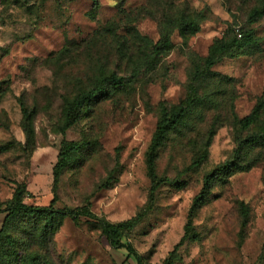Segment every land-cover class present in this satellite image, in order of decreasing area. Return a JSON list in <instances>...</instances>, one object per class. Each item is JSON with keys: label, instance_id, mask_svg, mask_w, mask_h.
I'll list each match as a JSON object with an SVG mask.
<instances>
[{"label": "rangeland", "instance_id": "374dc122", "mask_svg": "<svg viewBox=\"0 0 264 264\" xmlns=\"http://www.w3.org/2000/svg\"><path fill=\"white\" fill-rule=\"evenodd\" d=\"M258 1L0 0V207L19 186L27 204L138 215L121 241L142 264H264V12L247 18ZM186 18L196 31L176 29ZM243 32L253 41L223 54L219 44ZM110 73L121 83L61 130L66 101ZM190 92L193 106L157 148L162 181L149 200L156 121ZM68 141L79 147L53 184ZM233 158L242 169L213 176L191 207L205 176ZM0 264L135 262L82 217L15 213L0 229Z\"/></svg>", "mask_w": 264, "mask_h": 264}, {"label": "trees", "instance_id": "16d2710c", "mask_svg": "<svg viewBox=\"0 0 264 264\" xmlns=\"http://www.w3.org/2000/svg\"><path fill=\"white\" fill-rule=\"evenodd\" d=\"M263 12L264 0H259L256 6H253L249 9L247 18L249 20H252L255 17L261 15ZM175 26L176 29L182 33L194 32L198 28V23L194 20L186 18L177 21ZM252 41L253 38L250 36V34L248 32H243L242 34H239V37H232L228 45H223L220 43L219 48L223 50V54L231 55L233 54L234 50L239 48L242 44ZM214 48L215 45L212 44L210 46V50L212 51L214 50ZM212 61L213 59L210 56H207L205 59L206 64H211ZM120 83L121 77L116 76L114 73H110L108 75L101 76L99 82L94 87H89L87 89H82L76 92L72 98L66 101L60 129L63 130L78 118L80 108L84 102L94 99L97 96H102L101 94L107 91V84L119 85ZM193 100L194 97L190 92L189 96H187L182 103H179L177 106L172 107L169 110H163L156 121L154 131L151 135L144 158L146 172L150 180L149 200L153 198L155 189L162 181V178L157 177L154 172V160L156 157L157 148L166 133L175 128L179 123L183 113L193 106ZM253 112L254 109L243 116L240 120V123L242 125H245ZM78 147L79 145L73 141H68L61 145L58 150V157L52 166L53 184H55L58 173L65 163L67 154L70 151L76 150ZM201 158L202 155H199L197 158L193 159L192 164H197L201 160ZM237 169H242V165L235 158H233L217 167V169L213 170L211 173L207 174L203 180L201 190L191 201V207H195L203 201L204 196L207 193L209 183L211 182L213 176H216L219 172L231 173L232 171ZM21 192L22 188L16 186L12 193L11 199L9 201L3 202V206L0 207V213L3 214L0 223V229L4 222L15 213H21L29 216L43 215L47 216L49 220L53 215H68L73 220H77L78 218L82 217L85 220L92 222L99 229V234L111 247H124L125 258L131 257L134 260L135 264H142L141 255L137 251H135L133 247L121 241L123 230L132 226L136 222L135 220L138 218V215L129 219L110 221L100 215L93 213L86 207L73 209L67 207H53V197L50 199V202L47 205L27 204L20 200ZM1 262L6 263V259H2ZM162 264H169V261H164Z\"/></svg>", "mask_w": 264, "mask_h": 264}]
</instances>
